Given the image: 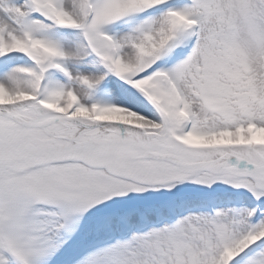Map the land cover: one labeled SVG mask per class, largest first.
<instances>
[{
	"label": "snow or ice",
	"instance_id": "1",
	"mask_svg": "<svg viewBox=\"0 0 264 264\" xmlns=\"http://www.w3.org/2000/svg\"><path fill=\"white\" fill-rule=\"evenodd\" d=\"M0 264H264V0H0Z\"/></svg>",
	"mask_w": 264,
	"mask_h": 264
}]
</instances>
